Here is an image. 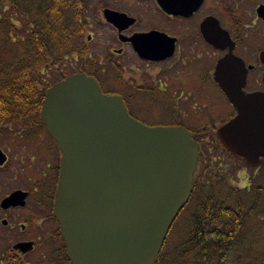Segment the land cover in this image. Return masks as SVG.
<instances>
[{
	"label": "flooded vegetation",
	"instance_id": "af4514ba",
	"mask_svg": "<svg viewBox=\"0 0 264 264\" xmlns=\"http://www.w3.org/2000/svg\"><path fill=\"white\" fill-rule=\"evenodd\" d=\"M162 1H89L86 70L131 117L191 132L201 153L207 136L199 131H216L236 115L228 97L264 93V21L243 17L240 0H166L168 10ZM209 18L226 42L213 23L206 27ZM227 57L233 66L218 71ZM212 108L228 113L222 124ZM59 162L42 123L0 132V264H70L53 217Z\"/></svg>",
	"mask_w": 264,
	"mask_h": 264
},
{
	"label": "water",
	"instance_id": "95a60500",
	"mask_svg": "<svg viewBox=\"0 0 264 264\" xmlns=\"http://www.w3.org/2000/svg\"><path fill=\"white\" fill-rule=\"evenodd\" d=\"M160 3L170 8L166 0ZM256 15L264 21V5ZM212 23L226 42L214 19L205 25L214 30ZM234 59H223L217 70L233 66ZM228 101L236 115L217 129L216 138L230 156L256 167L264 159V93ZM40 118L61 153L53 216L70 263L155 264L192 193L199 146L191 133L144 126L84 74L49 88Z\"/></svg>",
	"mask_w": 264,
	"mask_h": 264
},
{
	"label": "trees",
	"instance_id": "16d2710c",
	"mask_svg": "<svg viewBox=\"0 0 264 264\" xmlns=\"http://www.w3.org/2000/svg\"><path fill=\"white\" fill-rule=\"evenodd\" d=\"M89 1L0 0V132L12 124L41 123L44 92L71 74L88 75ZM199 133L210 135L228 156L213 130ZM235 160L238 169L252 170L242 159ZM220 171L209 154H201L188 203L194 206L192 228L173 264H222V253L232 248L241 250L250 264H264V170L248 190L232 191L231 202L216 199L212 192L200 197L218 178L225 182ZM252 221L253 239L247 228ZM257 239H262L258 248ZM164 249L156 264H169L162 259Z\"/></svg>",
	"mask_w": 264,
	"mask_h": 264
},
{
	"label": "rangeland",
	"instance_id": "374dc122",
	"mask_svg": "<svg viewBox=\"0 0 264 264\" xmlns=\"http://www.w3.org/2000/svg\"><path fill=\"white\" fill-rule=\"evenodd\" d=\"M262 4H264V0H251V2H248V0H240L239 7L241 9L240 11L242 12V16L244 17L245 15L249 20L252 17L256 18L255 10L259 5ZM211 111L217 112L218 108L215 110L212 108ZM227 114L228 113L225 110L218 111V113L215 115L217 124H222L227 118ZM212 118H214V115H212ZM149 122L152 124L154 123V121ZM201 151H203L204 154H209L212 159L216 160L215 165L220 167L221 169L220 176H224L226 180L222 183V181L219 180L220 178H218V181L213 183L212 186H208L209 190L201 191L200 197L208 195L209 192H212L216 199H229V201L231 202L232 194L230 193H232V191H237L238 189L244 191L251 187L254 183H258V179L264 170V166H260V168L253 170L246 168L238 169L236 160L230 159L223 152L218 150L216 142L212 140L210 135H208L203 142ZM192 204L193 203L190 202V204H188L186 208L182 210L173 228L170 230L168 237L166 238V245L164 253L162 255V259L164 262L173 264L172 261L175 260V258L179 254L178 249L180 245H182L187 240L188 233L192 228L191 213L194 210V206ZM248 223V232L250 230L249 237L253 239L254 236L251 233L254 230V221ZM261 240L262 239H257L256 248L259 247ZM240 251L241 250L238 251V248H232L231 250H229L228 254L224 255L225 260L222 264H250L251 260L242 257V253Z\"/></svg>",
	"mask_w": 264,
	"mask_h": 264
}]
</instances>
